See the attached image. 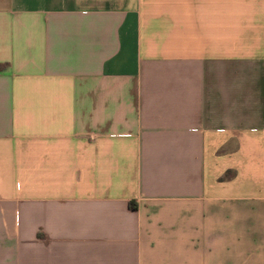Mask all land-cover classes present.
<instances>
[{
  "label": "crops",
  "instance_id": "crops-1",
  "mask_svg": "<svg viewBox=\"0 0 264 264\" xmlns=\"http://www.w3.org/2000/svg\"><path fill=\"white\" fill-rule=\"evenodd\" d=\"M0 264H264V0H0Z\"/></svg>",
  "mask_w": 264,
  "mask_h": 264
},
{
  "label": "trees",
  "instance_id": "trees-1",
  "mask_svg": "<svg viewBox=\"0 0 264 264\" xmlns=\"http://www.w3.org/2000/svg\"><path fill=\"white\" fill-rule=\"evenodd\" d=\"M130 207H131V208H135V207H136V204L133 203V202L131 201V202H130Z\"/></svg>",
  "mask_w": 264,
  "mask_h": 264
}]
</instances>
